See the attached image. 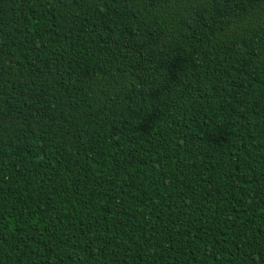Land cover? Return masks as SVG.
Masks as SVG:
<instances>
[{
	"label": "trees",
	"instance_id": "16d2710c",
	"mask_svg": "<svg viewBox=\"0 0 264 264\" xmlns=\"http://www.w3.org/2000/svg\"><path fill=\"white\" fill-rule=\"evenodd\" d=\"M0 264H264V0H0Z\"/></svg>",
	"mask_w": 264,
	"mask_h": 264
}]
</instances>
